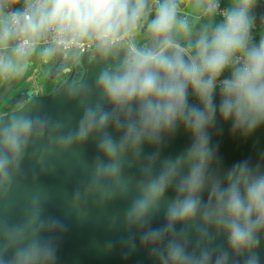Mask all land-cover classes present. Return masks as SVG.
<instances>
[{"label": "clouds", "instance_id": "clouds-1", "mask_svg": "<svg viewBox=\"0 0 264 264\" xmlns=\"http://www.w3.org/2000/svg\"><path fill=\"white\" fill-rule=\"evenodd\" d=\"M182 3L0 0V77L22 74L37 51L47 60L88 41L107 61L92 88L68 86L80 109L74 127L28 112L0 116V200L39 140L47 139L41 163L92 143L95 155L80 161L86 179L70 198L78 219L89 218V202L123 200L109 225L122 223L129 254L144 249L154 264H264V158L225 167L213 142L224 125L242 139L264 128V34H253L264 0H231L198 30L180 15ZM188 3L210 17L220 8L219 0ZM178 34L192 41L187 48ZM181 134L184 147L166 155ZM47 199L36 189L19 220H0V264H55L48 234L64 225L45 214Z\"/></svg>", "mask_w": 264, "mask_h": 264}, {"label": "water", "instance_id": "water-1", "mask_svg": "<svg viewBox=\"0 0 264 264\" xmlns=\"http://www.w3.org/2000/svg\"><path fill=\"white\" fill-rule=\"evenodd\" d=\"M255 16L259 25L254 37L258 40L264 34V23H260L264 18V4L255 11ZM176 39L180 45L192 42L183 34H178ZM106 62L97 49L93 58L89 57V53L66 52L58 57L56 69L67 73L72 66H79L78 76L75 77L74 70V74L62 87L47 95L36 96L20 92L9 97L7 107L13 108L0 116L28 112L49 117L53 121H62L68 128L74 127L80 109L77 99L68 95V86L82 84L92 88L98 72ZM9 89L5 88L0 92V105L7 99ZM186 142L181 134L166 149L165 154H175ZM213 142L218 145L225 167L245 158H250L253 162L264 158V128L258 129L247 139H242L233 135L229 127L224 125L222 132L213 134ZM46 144V138L39 140L25 155L16 185L7 199L0 200V220H19L23 216L29 195L36 189H43L48 194L44 203L45 214L58 218L64 225L62 231L48 234L55 237L58 245L55 264H154L146 250L138 248L129 254L127 249L121 247L119 241L126 235L122 223H117L115 227L109 225L112 217L122 216L126 201L116 200L104 208L89 202V218L86 221L78 219L70 198L74 189L86 179L80 161L91 160L95 155L94 144L88 143L82 149L62 156L46 155L41 163L40 156ZM49 167H54V171H48ZM161 222L162 217L157 223ZM108 241L113 243L111 251L104 249ZM261 256L264 260V247L261 249Z\"/></svg>", "mask_w": 264, "mask_h": 264}, {"label": "crops", "instance_id": "crops-1", "mask_svg": "<svg viewBox=\"0 0 264 264\" xmlns=\"http://www.w3.org/2000/svg\"><path fill=\"white\" fill-rule=\"evenodd\" d=\"M219 2L226 7L230 4L231 0H219ZM263 4L264 3H258L255 11L260 9ZM180 15L187 16L190 23L193 25V29L197 30L201 26L211 22L213 19L220 18V16L217 14L215 17H210L194 10L188 3V0H184V3L181 4ZM260 21V23H264V18H262ZM258 25L259 23L256 21L255 28L253 29L254 36L256 34V28ZM148 38L149 37L145 26L135 34L134 40L137 45L143 46L148 41ZM96 49L97 48L95 46L89 53L90 58L95 56ZM64 54H66V52L61 50L56 56L45 60L40 55L39 51H37L28 60V66L22 74L0 77V92L5 88H10L7 99L0 105V114H4L13 108H8L6 103L8 98L11 96H15L20 92L36 96L47 95L62 87L74 74V70L75 77L78 76L80 72L79 66H72L70 71L67 73L56 69L58 57ZM225 75H227V73H225Z\"/></svg>", "mask_w": 264, "mask_h": 264}, {"label": "built area", "instance_id": "built-area-1", "mask_svg": "<svg viewBox=\"0 0 264 264\" xmlns=\"http://www.w3.org/2000/svg\"><path fill=\"white\" fill-rule=\"evenodd\" d=\"M224 8H225V6L220 3V8H219V10L217 11L216 14L218 16H220V13L223 12ZM95 46L96 45L93 42L88 41V42L82 43L79 47H70V48H67V49H62V51H64V52L76 51L78 53H90ZM182 46L187 48L189 45L185 44V45H182Z\"/></svg>", "mask_w": 264, "mask_h": 264}, {"label": "trees", "instance_id": "trees-1", "mask_svg": "<svg viewBox=\"0 0 264 264\" xmlns=\"http://www.w3.org/2000/svg\"><path fill=\"white\" fill-rule=\"evenodd\" d=\"M191 43H188L187 45H190Z\"/></svg>", "mask_w": 264, "mask_h": 264}]
</instances>
